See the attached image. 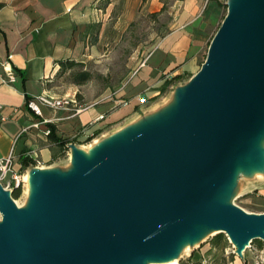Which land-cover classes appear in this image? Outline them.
Here are the masks:
<instances>
[{"label": "water", "instance_id": "95a60500", "mask_svg": "<svg viewBox=\"0 0 264 264\" xmlns=\"http://www.w3.org/2000/svg\"><path fill=\"white\" fill-rule=\"evenodd\" d=\"M263 119L264 0H245L222 22L169 125L42 180L28 211L0 203V264H142L169 254L193 224L260 240L264 213L212 198L236 158L253 154Z\"/></svg>", "mask_w": 264, "mask_h": 264}, {"label": "crops", "instance_id": "0c3cea01", "mask_svg": "<svg viewBox=\"0 0 264 264\" xmlns=\"http://www.w3.org/2000/svg\"><path fill=\"white\" fill-rule=\"evenodd\" d=\"M222 13L215 0H0V73L8 63L15 76L11 84L0 81V159L11 155L14 169L19 171L18 158L23 153L35 162L32 168L40 161L54 162L59 148L43 136L44 125L31 127L38 121L46 120L57 138L72 140L81 133L92 136L101 125L114 124L138 111L140 99H149L146 92L159 82L158 76L194 66L204 44L221 26ZM148 15L156 18L158 34L149 37L154 44L129 72L124 95L121 90L115 92L117 107H97L100 103L95 102L76 116L42 108V118L25 108V97L43 92L55 95L50 84L60 61L85 63L104 35L126 34L139 17ZM93 24H100L99 37L98 43L90 46L87 32ZM258 170L260 176L253 178L251 191L246 193L264 199L263 162ZM204 253L195 251L187 264H204ZM242 262L237 256L232 264H245Z\"/></svg>", "mask_w": 264, "mask_h": 264}, {"label": "rangeland", "instance_id": "374dc122", "mask_svg": "<svg viewBox=\"0 0 264 264\" xmlns=\"http://www.w3.org/2000/svg\"><path fill=\"white\" fill-rule=\"evenodd\" d=\"M217 1L224 8L220 24H222L234 4L239 6L245 2V0ZM156 23L157 20L154 16L139 17L126 34L121 35L119 32H112L104 35L101 44L96 47V52L84 63V68H73L59 72L54 76L50 85L55 96L63 97V95L69 94L70 98H74L77 104L83 107L95 102L100 103L97 107H109L111 109L117 107L116 100L118 99L114 98L116 96L115 92L121 90L124 95V91L129 86V72L154 44V41L149 37L153 36L154 33L158 34ZM211 39L204 44L203 50L192 68L184 69V71H179L173 75L168 73V75L158 76L157 80L159 82L146 92L149 93L150 97L141 109L138 111L133 110L131 114L120 118L114 124L101 125L90 141L86 140L87 137H84L82 133L81 136H76V139L74 137V143L68 145L67 148L59 149L54 155V162L42 163L38 159L40 162L36 163L34 168L30 167L24 172L16 170V174L19 176L18 185L21 186V194L17 199L11 196L12 186L10 183L15 181L11 179L10 174H7L6 178L0 181V185L7 190L16 207L24 209L27 204L28 184L23 179V176L27 173L40 167H46L51 170L49 178L63 179L73 172L74 167L70 157L74 150L79 148L88 150L96 143H104L110 139H119V144L125 143L150 129H161L169 125L175 117L178 96L183 93L206 60ZM87 44H89V41H87ZM83 70L89 72L90 80L83 85L75 84V74ZM257 137L258 142L263 143V147L259 148V144L256 143L253 154H248L240 160L238 172L234 179L218 192L216 197L218 204L235 206L249 214L264 213V199L257 197L252 192L246 193L247 190L251 191L250 183L255 177L260 176L258 168L262 165V162L264 163V119L260 123V131ZM114 146L115 143L108 147L112 149ZM256 171L259 172V176L255 174ZM197 229L199 233H205V239L196 247L186 249L179 254L176 264H187L189 256L199 249L205 252V258L202 259V261L206 260L204 264H232L237 256L245 264H254L255 262L264 264V245L261 249H258L257 243L252 244L250 242L245 251L237 254L225 234L224 241L213 244L212 238L218 233L211 234L212 232L203 227H197ZM260 241L264 244V240L260 239Z\"/></svg>", "mask_w": 264, "mask_h": 264}, {"label": "bare ground", "instance_id": "6f19581e", "mask_svg": "<svg viewBox=\"0 0 264 264\" xmlns=\"http://www.w3.org/2000/svg\"><path fill=\"white\" fill-rule=\"evenodd\" d=\"M239 6L238 5L236 6L234 4L228 13L236 10ZM257 138L258 137H256V139L253 140V142L250 145V148L252 150L256 146V143L259 144V148L263 147V143H259ZM132 140H130V141L128 140L125 143L119 144V139H110L104 143H96L95 145L90 147L88 150H85V149L83 150L81 148L74 150L71 154V157H70L71 161L73 162V167H74L73 172H71V174L77 173V161H78V159L82 160L85 164L94 165V164H96L98 159L107 151L114 150L118 147L128 146L132 142ZM113 143H115V146L112 147V149H110V147H108V146L112 145ZM106 147H107V149H105ZM248 154L249 153H243L241 156L236 158L235 164H234L232 171H231L230 181L234 179V177L236 176V174L238 172V166H239L238 164H239L240 160L242 158H244L245 156H247ZM50 173H51V170L49 168L40 167V168L35 169L33 172L27 173L24 176V182H26L28 184L27 204H26V207H24V209H19L16 207L14 201L10 198L7 190L3 189L1 185H0V203L4 204V203L9 202L17 210H27V211L30 210L32 205L35 202V197H36L37 192L39 190L40 182L42 180L50 179L49 178L51 176ZM255 174L257 176H259V172L256 171ZM217 196H218V192L212 198V200L214 202H216ZM235 208H237V207H235ZM237 209H239V208H237ZM239 210H241V209H239ZM191 226L193 229V233L192 234H190L188 232L182 233V235L175 242V244L172 248V251L169 254L164 255V256L157 255V254H151L143 260L142 264H176L177 257L179 254L184 252L186 249H190L191 247H196L200 242H202L205 239V236H204L205 233H199L197 231L198 230L197 227L206 228L210 232H212L211 234H216L218 232L217 230L208 228L205 225L193 224ZM224 234L226 236H228V238H229L230 242L232 243L233 247L235 248V252L237 254L243 252L249 246L250 239H246L245 242L241 243L238 239L233 238L231 235H229L227 233H224ZM261 239L264 240V230L262 231Z\"/></svg>", "mask_w": 264, "mask_h": 264}, {"label": "built area", "instance_id": "2783aa9c", "mask_svg": "<svg viewBox=\"0 0 264 264\" xmlns=\"http://www.w3.org/2000/svg\"><path fill=\"white\" fill-rule=\"evenodd\" d=\"M206 2L208 0H205ZM14 73L9 69L8 63H4L2 65V73H0V81L2 84H11L14 81ZM146 100L144 98L140 99V104H144ZM25 108L30 111L36 118H42V108L48 109L50 111H63L69 115L76 116L80 114L82 111L86 110L87 107H83L77 104L74 98H70L69 96L57 97L53 94H49L46 92L41 93L38 96L29 97L28 100L25 101ZM2 110V106H0V111ZM100 118H98L99 120ZM44 125L45 129L42 131L43 136H48L50 133L49 128H47V121H38V123L32 125L31 127L38 128V125ZM26 131L23 129L22 132ZM16 170L14 169V164L12 160V156L5 159H0V181H3L7 174H10V177L15 182H11V186H16L19 183ZM254 264H260L259 262H255Z\"/></svg>", "mask_w": 264, "mask_h": 264}, {"label": "trees", "instance_id": "16d2710c", "mask_svg": "<svg viewBox=\"0 0 264 264\" xmlns=\"http://www.w3.org/2000/svg\"><path fill=\"white\" fill-rule=\"evenodd\" d=\"M108 1L109 0H104V3H107ZM215 1H217V0H215ZM218 4L220 5V7L224 11L222 4L220 2H218ZM99 29H100V24H93L90 27H88V32H87L88 38L87 39L89 41L90 46H94L98 43ZM58 65H59V69H58L57 73L62 72V71H66V70H71V69L77 68V67L78 68H84V62L75 61V60H63V61H60L58 63ZM176 77H179V76H176ZM89 80H90V74L86 70H83L82 72H77L75 74V77H74V82H75V84H78V85H83ZM28 99H29L28 97H25V101ZM47 127L50 130L48 138L52 142H54V144L59 149L67 148L69 144L74 143V141H75L74 139L70 140V139L57 138L55 136L54 128L49 124H47ZM95 134L96 133H94L92 136H88L86 138V140H88V141L92 140V138L95 136ZM18 163L20 165V171H24L28 167L35 165V162L29 156H27L26 153H23L19 156ZM20 194H21L20 184L18 186H12V192H11L12 198L17 199L20 196ZM224 239H225L224 234L218 233L212 238V241H213V244H216V243H220V242L224 241ZM251 243L252 244L257 243L258 249H261L264 245L263 242H261L260 240H253Z\"/></svg>", "mask_w": 264, "mask_h": 264}]
</instances>
